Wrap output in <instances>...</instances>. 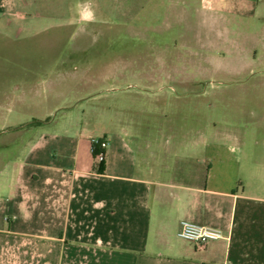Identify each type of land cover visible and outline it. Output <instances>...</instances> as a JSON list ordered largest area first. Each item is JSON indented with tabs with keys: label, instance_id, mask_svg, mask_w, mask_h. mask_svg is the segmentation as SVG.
<instances>
[{
	"label": "rangeland",
	"instance_id": "374dc122",
	"mask_svg": "<svg viewBox=\"0 0 264 264\" xmlns=\"http://www.w3.org/2000/svg\"><path fill=\"white\" fill-rule=\"evenodd\" d=\"M39 1L31 29L0 35V147L73 123L162 169L235 147L264 175V0ZM37 120L53 124L17 128Z\"/></svg>",
	"mask_w": 264,
	"mask_h": 264
},
{
	"label": "crops",
	"instance_id": "0c3cea01",
	"mask_svg": "<svg viewBox=\"0 0 264 264\" xmlns=\"http://www.w3.org/2000/svg\"><path fill=\"white\" fill-rule=\"evenodd\" d=\"M39 2L0 0V35L31 29L45 16L32 13ZM75 126L0 147L9 151L0 153V264H264V175L255 163L245 170L235 147H204L202 159L162 169L124 133ZM96 139L108 142L103 163ZM183 221L225 237L200 250L178 237Z\"/></svg>",
	"mask_w": 264,
	"mask_h": 264
},
{
	"label": "built area",
	"instance_id": "2783aa9c",
	"mask_svg": "<svg viewBox=\"0 0 264 264\" xmlns=\"http://www.w3.org/2000/svg\"><path fill=\"white\" fill-rule=\"evenodd\" d=\"M92 144L95 160L98 163H103L106 159L108 142L104 139H96L93 140ZM178 237L180 239L193 242L198 249L202 250L206 248L209 242L222 240L225 236L221 229L199 225L189 221H183L178 232Z\"/></svg>",
	"mask_w": 264,
	"mask_h": 264
}]
</instances>
